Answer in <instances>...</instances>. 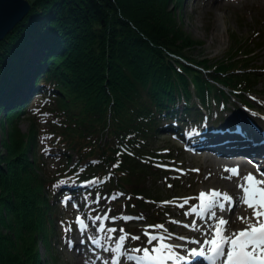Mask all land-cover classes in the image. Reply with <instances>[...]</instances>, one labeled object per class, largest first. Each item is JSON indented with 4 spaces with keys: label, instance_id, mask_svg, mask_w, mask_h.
Wrapping results in <instances>:
<instances>
[{
    "label": "trees",
    "instance_id": "trees-1",
    "mask_svg": "<svg viewBox=\"0 0 264 264\" xmlns=\"http://www.w3.org/2000/svg\"><path fill=\"white\" fill-rule=\"evenodd\" d=\"M163 1H174V8L180 3ZM138 2L135 7L131 0H29L27 13L0 39V111L13 141L9 162L0 158V184L4 189L12 178L9 167L15 178L24 176L14 182V198L22 197L27 226L38 230L48 248L58 195L51 180L64 170L77 174L73 153L75 162L96 157L99 170L116 171L110 186L149 194L143 182L159 175L151 157L161 146L156 138L160 119L176 112L181 99L182 116L199 110L191 101L196 97L202 106L212 97L218 98L216 104L225 102L229 92L251 89L259 76L247 48H241L242 39L203 75L189 66L195 62L190 51L202 40L184 30L168 2L164 7L160 0ZM131 8H137L136 15ZM256 40L264 44V28ZM196 61L205 68L208 57ZM32 76L46 85L37 88L43 94L39 101L27 105L18 92L29 87ZM21 119L25 131L19 128ZM39 134L49 148H39ZM171 150L165 155L171 157ZM54 152L59 159L49 167ZM147 204L131 196L118 205L141 210ZM50 252L47 264H61Z\"/></svg>",
    "mask_w": 264,
    "mask_h": 264
},
{
    "label": "rangeland",
    "instance_id": "rangeland-1",
    "mask_svg": "<svg viewBox=\"0 0 264 264\" xmlns=\"http://www.w3.org/2000/svg\"><path fill=\"white\" fill-rule=\"evenodd\" d=\"M140 1L142 2L143 0ZM155 1L156 0H147V2L150 3ZM160 1L163 7L164 4L168 2V5L166 4L165 6L168 8L172 7L173 14H175L176 18L180 21L184 30L189 32L194 38L202 40L201 43H198L191 49L190 53L191 56L194 57L193 60L195 62H192L193 64H189V66L202 70L203 75H205L204 70L210 68L211 64L214 63L216 59L224 57L233 44L238 45L239 43H237V41L239 39H242L240 42L241 48L244 47L243 42H248L250 45L255 46L253 40L256 39L255 37L257 36L258 30L261 28L263 29L264 26V0H180L179 7L175 8L173 6L174 1H167L166 3L163 0ZM131 2L134 3L135 7L139 4L138 0H131ZM27 11L25 13H27ZM25 13L22 14L18 21L23 18ZM131 13L136 15L137 8H131ZM251 35H253V37ZM247 46L250 47L248 44ZM250 48L253 52L249 55L255 56L251 58V62L257 65L264 63V46L260 48L257 46H255V48ZM203 57H208V61L205 62V68L196 64L198 63L196 60ZM183 62L186 63V60H183ZM260 68L261 67H258L257 69L262 70ZM9 78L10 77H7V79ZM253 89V94L264 98V73L260 74ZM37 96L38 95L34 94L32 99H36ZM5 118L6 117L2 115V111H0V158H5L4 163L6 164L7 161L9 162V158H11L13 141L8 132V122ZM26 126V121L21 119L19 122V128H21L22 131H25L27 128ZM170 142L171 140L165 138L158 140L159 145H168ZM174 153H176V151ZM185 158V163L188 165L195 163L200 164L198 160L190 159L188 155ZM222 161L223 160L219 161L218 159H214L212 161L209 160L208 162L210 163H208L201 160V167L198 172H188L189 178L186 179V181L185 178L182 177V187L183 185H188L191 188L189 191H194L197 187L201 189L208 185H222L224 180H222L221 176L218 174ZM0 162L3 163L2 160H0ZM48 163L49 167H51L55 161L49 159ZM7 172L8 175L12 173L14 177L13 175L11 179L8 177L9 183H6L4 189L1 188L2 184H0V264L51 263L49 259L50 250V253L57 255V261L61 264H127L125 261L127 257L123 260L117 255L122 254L120 247L117 250L121 230L119 227L112 231L113 235L112 239H110L111 247L114 252L110 247L106 249L107 246L103 243L101 248L98 245L90 243L91 248L95 249L94 252L86 250V246H84L79 252L74 248L68 249L65 247L66 242L64 241L68 240L71 237V234L68 233L66 237H63L62 227L60 224L58 225V223H56L57 226H53V230L49 235L48 248L39 238L38 230L34 228L31 230L27 226L26 217L22 207V197L18 199L14 198V194L17 192L13 189V185L15 183H21L20 181L24 180V176L20 178L17 176L15 178L14 171L10 167ZM17 173L20 172L18 171ZM167 179L171 180L170 177H167ZM70 184H72V182H70ZM146 184H150L152 187L157 188L154 189V192L162 195L169 194L172 191V186L166 184V180H164L163 176L160 178L158 177L156 182L153 179L151 181L146 180ZM154 192L150 191V194L153 195ZM109 194L111 195V192L105 197ZM85 195L89 196L91 205H93L95 202L94 197L89 195V191H87ZM100 195L103 196V192ZM3 197L6 199L9 198L15 206H13V203L9 204L8 200L6 201ZM105 197H102L99 202H95V205H98L100 209L105 204ZM168 209L170 210L169 206ZM102 214H104V212ZM104 219L105 222L102 230L110 229L112 226L110 217L105 218L101 215V219L96 222V230L101 228ZM134 221L138 227L133 232L135 233L133 235V241L135 244H138L139 242L146 243L147 240H145V236H150L153 233L150 226L151 224L148 223L145 218L140 216ZM164 224L165 223L163 222L156 226V228H159ZM79 228L81 227H78V229ZM230 228L232 229V227ZM107 239H109V237ZM155 247L156 249H159V244H156Z\"/></svg>",
    "mask_w": 264,
    "mask_h": 264
},
{
    "label": "snow or ice",
    "instance_id": "snow-or-ice-1",
    "mask_svg": "<svg viewBox=\"0 0 264 264\" xmlns=\"http://www.w3.org/2000/svg\"><path fill=\"white\" fill-rule=\"evenodd\" d=\"M247 180H253V177L249 175ZM256 184L264 183V181H254ZM245 203L249 207H253V204L249 202L247 198L248 189H245ZM203 196V193L201 194ZM259 196V203L261 207H264V190L257 189L253 194V198ZM207 207L211 208L212 204H208ZM254 216H264V212L256 211L254 209ZM225 220H220V224H225ZM123 237H121V240ZM212 247L208 249L210 254L204 258L208 261V264H264V220H257L255 224L249 223L247 228L239 231L231 237H221L219 242L212 240L210 242ZM227 245V247H225ZM120 245L117 244V250ZM195 253V250H193ZM204 255V253H200ZM144 258L148 260H156L158 258L150 257L148 251H144ZM171 259V255L168 257Z\"/></svg>",
    "mask_w": 264,
    "mask_h": 264
},
{
    "label": "water",
    "instance_id": "water-1",
    "mask_svg": "<svg viewBox=\"0 0 264 264\" xmlns=\"http://www.w3.org/2000/svg\"><path fill=\"white\" fill-rule=\"evenodd\" d=\"M29 0H0V39L29 9Z\"/></svg>",
    "mask_w": 264,
    "mask_h": 264
},
{
    "label": "bare ground",
    "instance_id": "bare-ground-1",
    "mask_svg": "<svg viewBox=\"0 0 264 264\" xmlns=\"http://www.w3.org/2000/svg\"><path fill=\"white\" fill-rule=\"evenodd\" d=\"M218 3V2H217ZM216 4V3H215ZM221 5V4H220ZM264 156V153H263ZM220 161V160H219ZM217 162V161H216ZM219 163V162H218ZM231 180L227 181V185L231 188H235V186L233 184H230ZM236 192V190L234 191ZM254 208L249 207L247 205H242L237 209V213H239V215L241 217L236 216L233 219V222L229 225H227L228 228L232 227L234 230H236L237 228L240 230L243 227L248 226L249 223L253 222L252 224H255L257 221H249V222H245L246 220L249 219V217H251V212L253 211ZM264 212V211H262Z\"/></svg>",
    "mask_w": 264,
    "mask_h": 264
}]
</instances>
